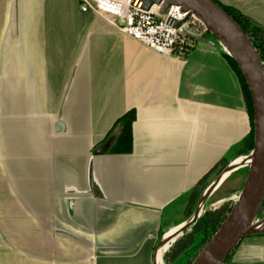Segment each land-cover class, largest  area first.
Wrapping results in <instances>:
<instances>
[{"label": "crops", "instance_id": "obj_1", "mask_svg": "<svg viewBox=\"0 0 264 264\" xmlns=\"http://www.w3.org/2000/svg\"><path fill=\"white\" fill-rule=\"evenodd\" d=\"M215 1L264 29V0ZM194 41L165 57L79 0H0V264H159L251 131L224 50ZM130 112L131 152L95 154ZM227 264H264V234Z\"/></svg>", "mask_w": 264, "mask_h": 264}, {"label": "water", "instance_id": "obj_2", "mask_svg": "<svg viewBox=\"0 0 264 264\" xmlns=\"http://www.w3.org/2000/svg\"><path fill=\"white\" fill-rule=\"evenodd\" d=\"M144 11L155 6L160 12L179 8L187 19L194 16L231 57L246 82L253 111V148L247 157L243 188L220 228L199 252L192 264H227L226 260L244 237L264 234V217L257 221L264 202V67L238 25L212 0H137ZM182 23H177L176 28ZM110 141V140H109ZM109 141L95 151L103 154ZM229 169V168H228ZM228 171V170H227ZM197 216V214H196ZM193 219L191 222L195 221ZM189 222L188 224H191ZM182 228L179 229V231Z\"/></svg>", "mask_w": 264, "mask_h": 264}, {"label": "built area", "instance_id": "obj_3", "mask_svg": "<svg viewBox=\"0 0 264 264\" xmlns=\"http://www.w3.org/2000/svg\"><path fill=\"white\" fill-rule=\"evenodd\" d=\"M80 11L104 14L127 37L155 54L165 57L183 55L193 48L196 35L187 30L188 23L196 19L179 8L170 7L163 12L144 11L137 0H79ZM197 20V19H196ZM177 23H182L176 28ZM249 163V161H247ZM156 264V263H155Z\"/></svg>", "mask_w": 264, "mask_h": 264}, {"label": "trees", "instance_id": "obj_4", "mask_svg": "<svg viewBox=\"0 0 264 264\" xmlns=\"http://www.w3.org/2000/svg\"><path fill=\"white\" fill-rule=\"evenodd\" d=\"M212 1H214L223 11H225L226 14H228L231 17V19L236 23V25L239 26L241 31L244 32L247 39H249L254 52L257 54V57L259 58L260 62L263 64V67H264V29H262L258 25L252 24L247 18H245L243 15H240L237 11L230 9L228 7L225 8L221 6L215 0H212ZM226 59H227L228 65H230L231 69H233L238 79V82L241 85L242 97H244L246 111L248 112L249 121L251 125V131L249 134V137L250 135L251 137H250L249 145H250V148H253V144H254L253 125H252L253 111H252L251 99L249 97L246 82L243 81L238 68H236L235 64L233 63L231 57L228 56V54H226ZM133 120H134V115L132 112H130V113H127L122 119L116 122V124L113 126V128L109 132L108 137L103 142V144H105L110 140L109 147L106 150V152L108 151L109 153H112L115 155L129 154L131 152L132 146H133L131 125H132ZM263 206H264V202H263L262 208ZM224 208L225 206L222 205L221 207H219V209L212 211L209 214L207 213L205 217L197 218L195 221L191 222V224H189L188 227H186V229H184L185 232L189 231L190 229H194L192 231H196L194 232L195 234L192 235V239L189 238L188 241H186L187 243L186 248L181 250L184 252L182 255H186V257H190V252L193 251V248L195 250L194 255L190 257L189 260H186L184 264H191L192 261L199 254V252L206 246L210 238L220 228V224L226 218V216L229 214L231 210L230 208H227V207L225 208V210H223ZM197 236H199L200 240H196ZM197 246L200 248H197ZM229 257L227 258L228 260H229ZM228 260H226V263H228Z\"/></svg>", "mask_w": 264, "mask_h": 264}, {"label": "rangeland", "instance_id": "obj_5", "mask_svg": "<svg viewBox=\"0 0 264 264\" xmlns=\"http://www.w3.org/2000/svg\"><path fill=\"white\" fill-rule=\"evenodd\" d=\"M160 8V7H157ZM188 31L192 35H196L195 39H203L204 41H209L210 44H216L217 46H221L210 33H207V30L205 27L196 19H192L191 22L187 25ZM221 48L224 50V48L221 46ZM224 53L226 54L225 50ZM248 113V112H247ZM254 128V127H253ZM249 137V134L247 138ZM251 137V135H250ZM250 137L243 143L241 148L237 150V153H233L232 157L228 159L227 162H225L224 166L225 169L219 172L218 175L214 177V179L205 187L204 192L200 195V200L198 204H195L194 213L191 211H188L189 215L187 217V223H185L181 228L182 230L178 231V233L175 236H172V238H162L161 241H159L155 248V257L159 250L162 249L163 245L168 244L169 247L165 252H163L159 264H184L186 260H189L190 257H192L195 253V250L193 248V251L190 252V257H186V255H182L184 252L181 251L184 248H186L189 238L192 239V235L195 234L192 231L194 229H190L189 231L185 232L184 229L188 227V223L191 222L193 219L197 218H203L208 213H211L212 211H215L219 208V206H225V208H232L234 206V203L237 200L238 195L240 194L242 188H243V181L245 180L247 176L248 169L245 167H242L243 163L247 162V157L250 155L252 148H250ZM241 158L242 163L238 167V170L234 171L232 174H230L229 177L226 178V180L222 183H219L220 178L226 172L229 170L228 168L232 164L233 161ZM219 183V184H218ZM216 188H218L216 190ZM197 203V202H196ZM225 208L223 210H225ZM197 214V216H196ZM264 217V206L260 211V214H258V220L263 219ZM179 235V236H178ZM178 236V239L172 242L174 238ZM196 240H200L199 236L196 237ZM199 246V245H198ZM197 248H200L198 247ZM196 247V246H195ZM160 248V249H159ZM181 251V252H179ZM232 254V253H231ZM231 254L229 257V260L231 259ZM192 264V263H191Z\"/></svg>", "mask_w": 264, "mask_h": 264}, {"label": "bare ground", "instance_id": "obj_6", "mask_svg": "<svg viewBox=\"0 0 264 264\" xmlns=\"http://www.w3.org/2000/svg\"><path fill=\"white\" fill-rule=\"evenodd\" d=\"M156 8H157V6H155L154 8H152L151 11H155ZM241 161H242L241 158H239V159L233 161L232 164H231L230 167H229V170L226 171V172H224V174H223L222 177L220 178L219 183H221V182H222V181H223L228 175H230V174L233 173L234 171L238 170V167H239V166L241 165V163H242ZM247 165H248V162L243 163V164H242V167H245V168H246ZM219 183H218V184H219ZM263 229H264V224H263V227H261L259 230H263ZM177 231H179V230H177ZM176 233H177V232H176ZM173 234H175V233H173ZM173 234L166 236V238H172V235H173ZM168 247H169V245H168V244H165V245H163L162 249L158 251V253H157L156 257H155V258H156V262H160V259H161V256H162L163 252H165V251L167 250ZM159 249H160V248H159Z\"/></svg>", "mask_w": 264, "mask_h": 264}]
</instances>
